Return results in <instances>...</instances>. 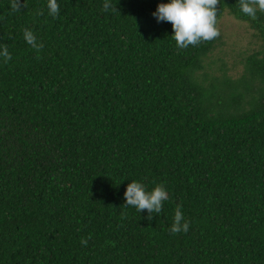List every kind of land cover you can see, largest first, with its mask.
I'll use <instances>...</instances> for the list:
<instances>
[{
    "label": "trees",
    "instance_id": "1",
    "mask_svg": "<svg viewBox=\"0 0 264 264\" xmlns=\"http://www.w3.org/2000/svg\"><path fill=\"white\" fill-rule=\"evenodd\" d=\"M169 2L0 0V264H264V13L220 0L256 40L229 72L221 35L176 47ZM131 181L166 186L160 214L122 207Z\"/></svg>",
    "mask_w": 264,
    "mask_h": 264
},
{
    "label": "clouds",
    "instance_id": "2",
    "mask_svg": "<svg viewBox=\"0 0 264 264\" xmlns=\"http://www.w3.org/2000/svg\"><path fill=\"white\" fill-rule=\"evenodd\" d=\"M242 14L255 20L257 12L264 13V0H238ZM220 0H170L169 3H158L156 10L152 13L157 22H169L172 25L173 35L171 38L176 42L179 50L191 47H198L203 43H211L220 37L218 28ZM26 5L21 0H9V7L12 13L20 12ZM48 15L57 17L60 12L58 0H47ZM103 10L118 12L111 0H104ZM37 15L42 11L37 10ZM23 38L37 53L43 48L42 41L37 39L36 34L28 28L23 30ZM0 58L7 64L12 60V55L7 45H0ZM124 196V208H134L136 212L147 211L146 219L151 220L153 214H160L164 202L169 199V193L163 183H157L148 190L146 186L138 181H131L127 184ZM122 218L125 214H121ZM190 228L181 204L174 209V216L169 232L172 235L187 233ZM90 239V237H89ZM82 245L87 244L86 239L81 240Z\"/></svg>",
    "mask_w": 264,
    "mask_h": 264
},
{
    "label": "rangeland",
    "instance_id": "3",
    "mask_svg": "<svg viewBox=\"0 0 264 264\" xmlns=\"http://www.w3.org/2000/svg\"><path fill=\"white\" fill-rule=\"evenodd\" d=\"M218 27L221 33L220 35L223 44L215 52L214 57L222 58L224 57V53L228 52V56L224 57V61L226 62V65L230 68L229 72H234L235 70L241 71L239 65H236V67H233L232 69V62L238 61L236 51H242L247 46L254 47L256 45V40H251V30L249 29L246 23L238 21L237 19L228 14L224 15L221 18Z\"/></svg>",
    "mask_w": 264,
    "mask_h": 264
}]
</instances>
